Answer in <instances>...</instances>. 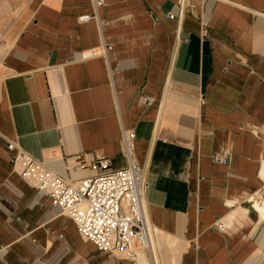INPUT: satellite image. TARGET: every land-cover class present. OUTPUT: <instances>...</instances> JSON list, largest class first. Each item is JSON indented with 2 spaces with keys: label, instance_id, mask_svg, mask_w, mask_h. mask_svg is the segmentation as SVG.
<instances>
[{
  "label": "crops",
  "instance_id": "crops-1",
  "mask_svg": "<svg viewBox=\"0 0 264 264\" xmlns=\"http://www.w3.org/2000/svg\"><path fill=\"white\" fill-rule=\"evenodd\" d=\"M191 2L105 0L81 22L91 0H31L16 20L0 59V264H264V0ZM123 130L147 170L152 250L136 262L86 242L8 149L80 180L99 159L127 166Z\"/></svg>",
  "mask_w": 264,
  "mask_h": 264
},
{
  "label": "built area",
  "instance_id": "built-area-1",
  "mask_svg": "<svg viewBox=\"0 0 264 264\" xmlns=\"http://www.w3.org/2000/svg\"><path fill=\"white\" fill-rule=\"evenodd\" d=\"M91 1L94 14L80 18L81 22L98 20V11L105 5V0ZM180 7L182 12L184 8L196 10L191 0H180ZM170 18L176 19L174 15ZM177 20L180 22L181 15ZM203 35L207 36L208 31L204 30ZM111 49L102 45L83 52L82 58L107 57ZM122 141L127 160L125 168L110 170L108 161L99 159L93 166L98 172L80 180L58 175L14 144H9L8 149L13 153V166L19 176L39 194L49 196L53 205L75 223L86 242L103 254L136 262L140 254L152 250V225L145 205L147 170L134 159L135 132L123 130ZM212 161L223 166L228 164L227 156L219 154H214ZM263 168L264 160L261 171ZM255 195L257 200L264 199V184ZM215 225L219 232L230 233L226 225Z\"/></svg>",
  "mask_w": 264,
  "mask_h": 264
},
{
  "label": "rangeland",
  "instance_id": "rangeland-1",
  "mask_svg": "<svg viewBox=\"0 0 264 264\" xmlns=\"http://www.w3.org/2000/svg\"><path fill=\"white\" fill-rule=\"evenodd\" d=\"M31 0H0V59L11 40V29Z\"/></svg>",
  "mask_w": 264,
  "mask_h": 264
},
{
  "label": "bare ground",
  "instance_id": "bare-ground-1",
  "mask_svg": "<svg viewBox=\"0 0 264 264\" xmlns=\"http://www.w3.org/2000/svg\"><path fill=\"white\" fill-rule=\"evenodd\" d=\"M263 176H264V168H263ZM264 200V199H263ZM263 205L262 206H260V207H257L256 206V204H254L255 205V208H256V210H258L262 215H263V218H264V201H263V203H262ZM249 211V210H248Z\"/></svg>",
  "mask_w": 264,
  "mask_h": 264
}]
</instances>
